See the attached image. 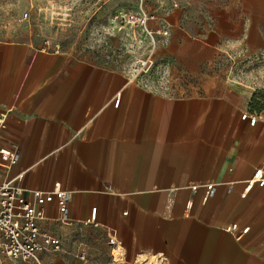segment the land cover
I'll return each instance as SVG.
<instances>
[{
    "label": "crops",
    "instance_id": "1",
    "mask_svg": "<svg viewBox=\"0 0 264 264\" xmlns=\"http://www.w3.org/2000/svg\"><path fill=\"white\" fill-rule=\"evenodd\" d=\"M155 11L169 30L156 51L169 65L167 89L57 50L0 44V143L20 154L11 175L25 172V190L59 183L71 196V223L57 220L54 203L44 208L40 229L60 249L40 252L43 264L157 255L167 264H264V186L241 196L264 158V122L241 125L240 96L212 71L232 47L264 46V0ZM206 183L215 191L203 201L190 186ZM92 207L97 225L82 224ZM232 223L238 229L226 230Z\"/></svg>",
    "mask_w": 264,
    "mask_h": 264
},
{
    "label": "rangeland",
    "instance_id": "2",
    "mask_svg": "<svg viewBox=\"0 0 264 264\" xmlns=\"http://www.w3.org/2000/svg\"><path fill=\"white\" fill-rule=\"evenodd\" d=\"M142 1L150 11L159 6L164 11L174 1L186 4L191 0ZM194 1L200 4L201 0ZM139 2L0 0V44L24 42L34 49L57 50L125 74L133 59L147 51L149 43L141 31L115 21L114 15L136 9ZM212 71L227 90L240 96L243 109L255 111L264 122V46L232 47L218 58Z\"/></svg>",
    "mask_w": 264,
    "mask_h": 264
},
{
    "label": "built area",
    "instance_id": "3",
    "mask_svg": "<svg viewBox=\"0 0 264 264\" xmlns=\"http://www.w3.org/2000/svg\"><path fill=\"white\" fill-rule=\"evenodd\" d=\"M178 5L179 2L174 1L170 7ZM114 20L138 29L149 43L147 51L135 57L129 65L128 79L139 81L145 87L156 86L167 89L166 86L170 81L169 65L167 61L156 57V51L161 44H165L169 30L160 21L156 11L146 9L143 1L140 0L136 9L118 11L114 15ZM151 22H154L155 26H152ZM139 41H142L141 38ZM118 102L117 96L113 102L114 106H117ZM257 121L258 114L250 110L241 112L239 116L241 125L253 126ZM5 127L6 113L0 112V135ZM19 158L20 154L16 148H7L0 143V264H43L40 252L60 249V241L57 237L42 231L39 221L45 218V206L54 203L58 210L57 220L62 223H71L70 191L63 189L59 183H55L51 189L25 190L17 183L25 172L19 171L11 175V170ZM262 166H264V158L245 182L241 196H245L254 184L264 186ZM199 188L203 190V201L213 196L215 191L213 183L190 186L193 193ZM95 214L96 208L92 207L89 217L83 220L82 224L96 226ZM248 228V226L243 227L238 234L246 233ZM237 229L236 223L226 226L228 231ZM80 258H84L83 253L80 254ZM141 264L167 263L162 255H157L145 258Z\"/></svg>",
    "mask_w": 264,
    "mask_h": 264
},
{
    "label": "trees",
    "instance_id": "4",
    "mask_svg": "<svg viewBox=\"0 0 264 264\" xmlns=\"http://www.w3.org/2000/svg\"><path fill=\"white\" fill-rule=\"evenodd\" d=\"M250 111L255 112V111H253V110H250ZM255 113H256V112H255Z\"/></svg>",
    "mask_w": 264,
    "mask_h": 264
}]
</instances>
